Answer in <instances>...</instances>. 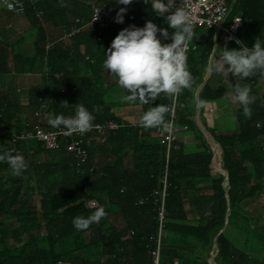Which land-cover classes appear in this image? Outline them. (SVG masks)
<instances>
[{
	"label": "trees",
	"instance_id": "obj_1",
	"mask_svg": "<svg viewBox=\"0 0 264 264\" xmlns=\"http://www.w3.org/2000/svg\"><path fill=\"white\" fill-rule=\"evenodd\" d=\"M20 1L25 3L23 15L38 30L34 55L24 57L15 52L12 57L1 40L4 29L0 27V76L13 70L37 71L44 73L48 82L29 91L26 105H21L14 92L0 87V153L19 152L27 163L19 177L12 175L7 163L0 164V264H153L158 207L152 200L140 201L160 189L166 145L158 128L132 126L113 112L107 96L119 84L102 65L104 51L122 27L137 24L142 28L152 20L158 27L168 28L164 18H157L143 0H135L127 6L123 24L98 31L88 25L93 6L109 5L117 12L124 6L114 0H65V7L58 0ZM235 16L246 19L239 31L241 42L252 47L257 38L264 40V0H237L228 21ZM46 25L62 29L66 41L47 50L53 40ZM75 30L80 31L73 34ZM168 31L171 36L174 30ZM190 43L186 56L193 84L177 95L184 106L177 110V122L197 135L204 148L185 152L180 147L171 153L161 264H209L228 212L224 177L214 172L212 150L194 122L195 97L209 69L215 30L197 27ZM224 47L238 45L223 43L220 33L217 50ZM215 73L211 67L200 100L225 97L223 86H212ZM262 81L264 76L259 74L241 80L250 89L251 119L243 115L240 106L236 111L238 129L214 135L222 147L220 166L228 174L230 199L228 224L217 239L216 264H264V197L257 203L259 215L246 209L264 196V96L254 91ZM171 97L161 94L153 105L139 102L142 113L162 104L168 108L166 121ZM65 102L70 108L61 106ZM79 103L89 111L98 109L93 111L94 126L109 121L122 125L108 133L105 144L85 141L87 163H78L66 151V140L59 149L47 150L20 139L21 133L37 124L56 130L48 124L49 116L74 115ZM92 200L105 208L106 217L87 230H75L73 218L87 217L96 210L88 207ZM131 231L133 234L123 239ZM240 235L257 255L236 246L234 239Z\"/></svg>",
	"mask_w": 264,
	"mask_h": 264
},
{
	"label": "clouds",
	"instance_id": "obj_2",
	"mask_svg": "<svg viewBox=\"0 0 264 264\" xmlns=\"http://www.w3.org/2000/svg\"><path fill=\"white\" fill-rule=\"evenodd\" d=\"M62 7L67 6L65 0H58ZM120 7L115 22L123 24L127 6L135 0H114ZM151 5V10L157 18H164L168 28L174 30L171 36L168 28L158 27L152 20L144 27L131 25L119 32L105 53L103 69L115 78L121 88L126 90L125 101L148 104L157 100L161 94L175 96L183 89H191L193 77L188 70L185 50L193 38V21L190 13L184 7H177L176 0H143ZM171 43H162V40ZM238 47L223 49L218 65H213L216 72L229 77L244 80L259 74L264 76V40L260 37L252 47L241 41H236ZM235 103L242 106L243 115L251 119L250 89L247 86L235 84L231 92L226 93ZM61 106L70 108L65 102ZM205 101L197 100L196 107L203 109ZM98 111V109H93ZM93 111L79 103L75 105V114L65 116H49L48 124L58 130L73 134H86L94 127ZM168 108L165 105L150 107L141 117L140 123L144 129L159 128L164 133H171L172 126L165 121ZM7 163L12 175L19 177L27 170L25 157L19 152L0 153V164ZM107 215L103 206L98 207L87 217L73 218L72 225L77 231L87 230L93 224H99Z\"/></svg>",
	"mask_w": 264,
	"mask_h": 264
},
{
	"label": "built area",
	"instance_id": "obj_3",
	"mask_svg": "<svg viewBox=\"0 0 264 264\" xmlns=\"http://www.w3.org/2000/svg\"><path fill=\"white\" fill-rule=\"evenodd\" d=\"M177 7L182 6L186 11L190 13V18L193 21V37L195 35V29L197 27L213 28L215 33L219 30L218 35L222 33V41L225 44L236 43L241 41L239 38V31L246 19L243 16H235L230 22L228 21L229 15L233 10V1L230 0H176ZM0 7L17 14L23 15L25 13V3L20 0H0ZM117 9L108 6H93L91 19L89 26L95 27L98 31L108 29L115 24V18ZM80 30H75L74 33H78ZM71 36V34L69 35ZM191 42V41H190ZM189 42L188 48L185 50V54L190 50L191 43ZM52 44H48L46 49L50 50ZM178 95V94H177ZM177 95L171 97V109L166 120L172 126L171 133H164L159 128L158 131L162 134L163 142L166 145V157L162 176L160 179V189L154 191L150 196L142 199L140 203L154 202L158 207V235L156 238V247L152 251V263L161 264V250L162 241L164 237V227L166 220L165 203L167 198V190L169 188V161L173 150L177 149L178 144V132L181 129V125L178 124L177 110L179 107L184 108L177 101ZM39 115V114H37ZM117 122L109 121L104 124L94 126L86 134H73L67 131L61 130H47L40 124L35 125L32 129L25 130L20 134V139L26 142H34L41 144L47 150H56L61 146V142L66 140V151L71 154L78 163L85 164L89 160V152L85 147V141L98 142L105 144L110 132L117 131L121 128ZM186 129L187 127L183 126ZM109 133V134H108ZM98 202L90 201L88 207L92 209L98 208ZM133 234L131 231L123 239H128ZM57 264H79L77 262L59 261ZM174 264H178L177 261Z\"/></svg>",
	"mask_w": 264,
	"mask_h": 264
},
{
	"label": "crops",
	"instance_id": "obj_4",
	"mask_svg": "<svg viewBox=\"0 0 264 264\" xmlns=\"http://www.w3.org/2000/svg\"><path fill=\"white\" fill-rule=\"evenodd\" d=\"M3 12L12 13L6 9H4ZM14 15L16 16H14L12 20H10L9 22H6V19L4 18L2 23H1V16H0V27L4 29V32L1 36V40L12 51L11 53L12 57L15 54L14 48H13L15 46H18L17 53L19 55H24V52L21 53V49L19 48L20 46L24 45L23 31H25V29L29 27H32L31 23L24 15L23 16L25 17V20L21 19L20 15H17V14H14ZM130 26L131 25H129L128 27ZM135 26L139 27L137 24H135ZM46 29L48 31L49 39L53 40L49 44H54L62 40L66 41L67 35L64 33L62 29H58V28L55 29L49 25H46ZM123 29L125 28L122 27L121 30ZM34 43H33V48H34ZM216 50H217V47H216ZM216 50L212 58L209 59L211 61V67H213V65H218L220 62V56H221V52L223 51V49L222 50L218 49L217 51ZM33 55H34V49H33V53L31 56L24 55V57H32ZM47 79L48 78L42 72H37V71L28 72L26 70H19V71L13 70V72L10 74L0 76V87L2 88L4 92L7 90L14 92V94L18 96V99L21 105H26L28 101L27 97H28L29 91L36 89V88L40 89L44 87L46 83L48 82ZM235 84H239L242 87L244 86L239 78H234L231 74L229 75V77H226L216 72L212 86L215 89L219 85L223 86L226 90V93H229L231 92L232 87ZM120 96H121L120 101H115L111 103L109 102L111 105L114 104V105H118L122 107V111L119 113V115L118 114L117 115L127 124H130L132 126L140 125L141 124L140 120L143 115L140 103H137L138 106H135L133 102L125 101L123 99L124 94L120 93ZM205 103H206V106L203 109H201V114H200L201 121H202L203 126L207 129L208 133H210L213 136V138H214V135L217 133L232 132L238 129L239 125L236 119V111L241 105L233 102L230 97L226 98V95L224 98H221L215 101L205 102ZM196 109L197 107H196V97H195L194 122L196 126L198 127ZM24 115H26V113ZM225 125L227 126L226 130L224 128H221ZM182 127L180 131L178 132L177 149H179L180 147H183V150L185 152L202 151L204 147H203L202 142L199 140L198 136L191 133L190 132L191 130L187 128L184 129ZM200 131L201 130L199 129V132ZM203 140L207 143V141L204 139V136H203ZM212 153H213V150H212ZM215 166L219 168L218 167L219 161H218L217 153H216Z\"/></svg>",
	"mask_w": 264,
	"mask_h": 264
},
{
	"label": "rangeland",
	"instance_id": "obj_5",
	"mask_svg": "<svg viewBox=\"0 0 264 264\" xmlns=\"http://www.w3.org/2000/svg\"><path fill=\"white\" fill-rule=\"evenodd\" d=\"M4 9L5 8L0 7L1 23L3 22V19L4 18L6 19V22H9L10 20H12V18L14 16H16V15H14L12 13H5V12H3ZM20 16H21L20 17L21 19L25 20V17L23 15H20ZM23 34H24V45L23 46H20L19 48L21 49V53L24 52V55L25 56H31L32 53H33V49H34L33 48V43L37 39L38 30L35 29V28H32V27H29V28L25 29V31H23ZM13 48H14V52L17 53L18 52V46H15ZM254 91L257 94L264 96V81H262L261 83H259L254 88ZM120 93L121 94H124V97L127 95L126 90H124L120 86L115 87V88H112L110 90L108 96H107V101L110 102V103L111 102H115V101H120V99H121ZM133 103H134L135 106H138L137 103H139V101H136V102H133ZM112 108H113V112H115L118 115L122 111V107L121 106H118V105L112 104ZM123 111H125V110H123ZM221 128H224L226 130L227 129V126L225 125V126H223ZM5 146H7V144H5ZM263 197L264 196H260L256 200L250 202V204H248V206H246V209L249 210V211H253L256 215H259L261 213V209H260V206L257 205V203H261V201L263 200ZM263 216H264V213H263ZM261 225L264 226V222H262ZM234 241H235L236 246L239 249H243L244 251H246L249 254L257 255L254 251L251 250V248L246 243V241H244V239L241 237V235L239 237H236L234 239ZM92 264H95V263H92Z\"/></svg>",
	"mask_w": 264,
	"mask_h": 264
},
{
	"label": "water",
	"instance_id": "obj_6",
	"mask_svg": "<svg viewBox=\"0 0 264 264\" xmlns=\"http://www.w3.org/2000/svg\"><path fill=\"white\" fill-rule=\"evenodd\" d=\"M237 0H233V7L234 5L236 4ZM219 30L216 31L215 33V47H214V50L212 52V55L209 59L212 58L215 50H216V47H217V39H218V32ZM210 73H211V61L209 63V69H208V72H207V75H206V78L203 82V84L200 86V88L198 89L197 93H196V102L197 100H200V92L203 88V86L206 84L209 76H210ZM201 109H196V117H197V125L199 127V129L201 130L200 132L203 134L204 136V139L207 141V143L211 146L212 150H213V158H212V168L214 170L215 173L217 174H220L224 177V182H223V188L224 190L226 191V198H227V205H228V212H227V216H226V222H225V225L224 227L221 229L220 233L218 234V236L215 238V241H214V245H213V249H212V252L210 254V259H209V264H216L215 262V256H216V253H217V239L218 237L225 231L226 227H227V224H228V217H229V207H230V199H229V195L227 194V191L229 189V181H228V174L225 170H223L221 168V161H222V147L221 145L213 138V136L208 133L207 129L203 126L202 124V121H201ZM216 147L219 148V157H218V161H219V168H217L215 166V160H216Z\"/></svg>",
	"mask_w": 264,
	"mask_h": 264
},
{
	"label": "bare ground",
	"instance_id": "obj_7",
	"mask_svg": "<svg viewBox=\"0 0 264 264\" xmlns=\"http://www.w3.org/2000/svg\"><path fill=\"white\" fill-rule=\"evenodd\" d=\"M216 153H217V156L219 157V148L216 147Z\"/></svg>",
	"mask_w": 264,
	"mask_h": 264
}]
</instances>
